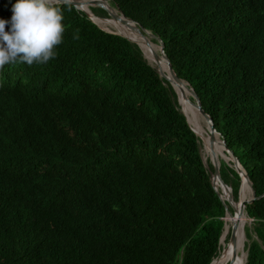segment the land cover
Segmentation results:
<instances>
[{"label":"trees","instance_id":"1","mask_svg":"<svg viewBox=\"0 0 264 264\" xmlns=\"http://www.w3.org/2000/svg\"><path fill=\"white\" fill-rule=\"evenodd\" d=\"M109 2L162 41L246 171L262 244L244 264H264V0ZM57 6L56 58L0 70V264H211L230 233L223 246L213 167L177 94L136 44ZM219 175L236 201L238 174L220 160Z\"/></svg>","mask_w":264,"mask_h":264},{"label":"water","instance_id":"2","mask_svg":"<svg viewBox=\"0 0 264 264\" xmlns=\"http://www.w3.org/2000/svg\"><path fill=\"white\" fill-rule=\"evenodd\" d=\"M93 1L94 0H91V1L84 0L83 2L77 1V0H75V1L74 0H58L57 5H71V6H73L77 10L83 12L87 16V18L90 19L91 22L93 24H95L99 29H101L104 32H107L109 34L120 36V37L128 40L129 42L136 44L140 48V50L142 51V54H143L142 46L149 48L150 45H154V43L157 44V46L161 52L162 57L167 62L169 72L171 73V77L166 76L164 73H162L158 69L154 68L156 70L157 74L159 75V77L166 79L170 83L171 87L173 88V90L175 91L176 94H177V92L174 89V84L183 85V83H184L187 85V89L191 93V98L188 99L184 95H182L181 100H183L187 105L196 108V110L199 112L200 116L205 121L206 126H207V132H208V134L212 140H213V137H215L214 135H218V138L220 139V143L222 146V152L220 153L219 159L222 160L223 162H225L228 166H232V168L234 169V171L238 174V176L240 178V187L238 190L237 200L235 201L233 199L232 195L231 196L227 195V191H229L230 188L227 187L224 184V182L221 180L220 175H219L220 164L217 161L218 158L216 155L213 156V152H211L212 157L210 160V164L213 167V172L211 174L212 188L216 192L218 198L220 199V201L224 205L225 215L227 213V205L225 204V202H227V204L232 208L235 217H237L242 212L243 209L245 210L246 205L251 204L254 200L257 199V197L255 196V192L252 188V183L249 180L246 171L242 168V166L238 162L237 158L232 154V152L225 145V142L220 138V134L215 130L210 116L208 114H206L203 111V109L201 108L200 100H199L198 96L196 95V93L194 92V90L191 88V86L186 81H184V80H182L176 76V74L173 71L172 66L170 64V61L168 60V58L164 54L162 41L159 38L155 37L151 32L145 30L143 27L138 25V23H136L132 19L125 17L124 14H122V12L116 8V6H113V7L119 11L121 16L124 19H126L127 21H130L132 24H134L135 29H136V34H135V36L131 37V36L127 35V31H125L124 29L122 31L121 30H115V31L111 30L110 28L107 27V25H110V24L115 23L117 21L115 18V15L111 14L108 11V9H105L104 7H95L93 4ZM100 1H104V0H100ZM106 1H109V0H106ZM84 8H86L88 10L86 11ZM91 8H102L103 10H105L107 12L108 16H106V17L97 16L91 11ZM99 22H102L106 25L104 27H101L98 24ZM146 36H149L150 40ZM152 40H154L155 42H152ZM150 52L152 55L151 56L152 59L156 63H158L160 60V56H158L152 50H150ZM143 56H144V54H143ZM177 101H178V105H180V99H179L178 94H177ZM181 113L185 117V120H186L188 126L190 127V129L192 130V132L196 135V137H198L200 140H202L201 135H198V133L196 131H194V129H192V127L190 126L186 115L183 112H181ZM200 154H201V152H200ZM225 157L227 159H225ZM201 160H202L204 167L208 168V165L205 163L202 156H201ZM245 180L248 182V184L250 186L251 196L246 201L238 202L239 201V193H240L241 187H242L243 183L245 182ZM217 181L219 182V184ZM223 195L226 196L225 200L223 199ZM223 220H224V218H223ZM223 229H224V226H223ZM236 230H237V223H234L232 228H231L230 236H229V239L227 242L229 246L226 249L223 248L221 253H220V256L218 257L219 260H222L223 258H225L224 256L226 255L228 257L229 264L233 263L236 259V252H235V250H236ZM222 234H223V232H222ZM221 237H222V235H221ZM221 237H220V242H221ZM229 248H230V250L228 251ZM244 252H245V261H246L247 250H245ZM214 260L211 262V264H213ZM245 261H244V263H245Z\"/></svg>","mask_w":264,"mask_h":264},{"label":"clouds","instance_id":"3","mask_svg":"<svg viewBox=\"0 0 264 264\" xmlns=\"http://www.w3.org/2000/svg\"><path fill=\"white\" fill-rule=\"evenodd\" d=\"M57 4L58 0H17L11 20L0 19V70L17 62L31 66L56 58L65 33Z\"/></svg>","mask_w":264,"mask_h":264},{"label":"bare ground","instance_id":"4","mask_svg":"<svg viewBox=\"0 0 264 264\" xmlns=\"http://www.w3.org/2000/svg\"><path fill=\"white\" fill-rule=\"evenodd\" d=\"M75 1V0H74ZM77 1H84V0H77ZM87 1H91V0H87ZM93 4L95 7H104L105 9H108V11L115 15L116 18V22L112 23L110 25H107L108 28H110L111 30L115 31V30H125L127 31V35L133 37L136 34V29L129 23L130 21H127L126 19H124L121 14L119 13V9H115L111 3L109 1H100V0H94ZM86 11L88 9L84 8ZM101 27H104L106 24L99 22L98 23ZM149 40L150 37L146 36ZM143 42V41H142ZM145 43V42H144ZM156 46V45H155ZM154 45H150L149 48L142 46V50H143V54L145 59L148 61V63L150 64V66H152L155 69H158L159 71H161L162 73H164L166 76L171 77V73L169 72L168 69V65L166 60L162 57L161 52L159 50L158 47H155ZM158 48V49H157ZM150 50H152L153 52H155L158 56H160V60L158 63H156L153 59H152V55ZM149 54V57L146 58V53ZM174 89L176 90L179 99H180V106H181V111L186 115L188 121L189 118L188 116H190L194 122V126L195 129L192 127L190 121L189 124L192 127V129H194V131H196L198 133V135H201L202 140H200L199 144H201V146L203 147V153L200 147V152H201V156L203 158V160L205 161V163L208 165V159L206 157H212L211 152H213V156L216 155V151L214 150V147L217 148L220 153L222 152V146L220 143V139L218 138V135H214L215 137H213V140L211 139V137L209 136L208 132H207V127L205 125V121L203 120V118L200 116L199 112L196 110V108L186 105V103L181 100V96L184 95L186 98L190 99L191 95L188 92V89L186 87V84L183 83V85L180 84H174ZM185 103L186 105V112H188V114H186L183 110V104ZM188 106V107H187ZM214 145V147L212 146ZM220 153H219V157H220ZM217 156V155H216ZM225 159H227L225 157ZM218 161V160H217ZM220 162V159L219 161ZM218 182V181H217ZM219 184V182H218ZM244 187L241 188L240 193H239V201H246L250 198L251 196V191H250V186L248 184V182L245 180V182L243 183ZM249 193H248V190ZM223 197L226 198V196L223 195ZM231 208V207H230ZM234 213L227 210V213L225 215L224 218V229H223V234L221 237V244L223 246H225V238L226 236L230 233L231 228L233 226L234 223H237V230H236V259L233 262V264H243L245 261V252H244V244H245V236H244V227L245 225L248 223V218L246 215L245 210L243 209L242 212L235 217V215H233ZM251 221V220H250ZM230 250V248L228 249V251ZM227 251V250H226ZM240 252H242V255L240 256ZM225 258H223L222 260L216 259L214 260L213 264H226L228 257L225 255Z\"/></svg>","mask_w":264,"mask_h":264},{"label":"rangeland","instance_id":"5","mask_svg":"<svg viewBox=\"0 0 264 264\" xmlns=\"http://www.w3.org/2000/svg\"><path fill=\"white\" fill-rule=\"evenodd\" d=\"M113 6V5H112ZM102 9V8H101ZM105 11V10H104ZM106 12V11H105ZM107 13V12H106ZM107 16H108V14H107ZM156 45V47H158L157 46V44H155L154 43V46ZM158 49V48H157ZM146 53V52H145ZM147 55H146V58H148L149 57V54L148 53H146ZM147 63H148V61H147ZM149 64V63H148ZM150 65V64H149ZM152 67V66H151ZM186 87H187V85H186ZM189 93H190V91H188ZM191 94V93H190ZM182 110L186 113V114H188V112H186L187 110H186V105H185V103L183 104V107H182ZM213 147H214V145H212ZM200 147H201V144H200ZM214 150H215V147H214ZM207 159H208V161H209V163H210V160H211V157L209 156V157H206ZM218 161H219V156H218ZM219 164H220V162H219ZM227 195L229 196H231V190L229 189V191H227ZM225 196V195H224ZM234 215V214H233ZM248 218V217H247ZM245 233H249L250 234V236H251V238L248 240L247 238H246V236H245ZM244 236H245V244H244V251H245V245L246 244H249L250 242H251V240H255V241H257L258 242V244H262L258 239H257V237H256V235H255V233H254V230H253V224H252V222L250 221V219L248 218V223L245 225V227H244ZM263 249H264V247H263ZM235 252H236V250H235ZM240 256L242 255V252H240V254H239ZM219 259V258H218Z\"/></svg>","mask_w":264,"mask_h":264}]
</instances>
